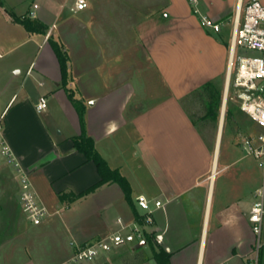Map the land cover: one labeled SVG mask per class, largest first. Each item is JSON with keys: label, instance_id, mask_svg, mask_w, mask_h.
I'll use <instances>...</instances> for the list:
<instances>
[{"label": "crops", "instance_id": "1", "mask_svg": "<svg viewBox=\"0 0 264 264\" xmlns=\"http://www.w3.org/2000/svg\"><path fill=\"white\" fill-rule=\"evenodd\" d=\"M248 1L87 0V8L76 10V0H0L3 136L48 208L43 223L92 198L104 218L102 229L71 238L66 252L72 253L74 242L119 229L118 218L136 220V196L145 194L164 203L156 223L170 264H264V219L260 235L250 221L261 165L240 146L222 143L223 113L217 138L209 142L186 106L190 93L206 82L225 74L228 80L235 18ZM34 4L37 18L30 19L38 27L29 31L16 19L27 18ZM202 15L221 30L203 26ZM50 37L69 56L67 88L85 103L87 133L110 167L128 180L131 202L115 181L74 196L101 176L74 146L81 119ZM42 96L48 107L39 112ZM1 160L0 241H5L7 230L17 228L13 217L23 213L16 173Z\"/></svg>", "mask_w": 264, "mask_h": 264}, {"label": "built area", "instance_id": "2", "mask_svg": "<svg viewBox=\"0 0 264 264\" xmlns=\"http://www.w3.org/2000/svg\"><path fill=\"white\" fill-rule=\"evenodd\" d=\"M191 1L193 4L197 3V0ZM87 6V0L75 2L76 10H83ZM37 8L38 5L34 4L28 14L29 18H37ZM198 11L195 9V12ZM200 21L206 28L216 32L221 30V24L208 15H202ZM231 51L232 68L235 58L237 60L234 95L239 100L241 110L259 128L253 134L241 135L240 147L247 156L255 157L260 165H264V2L262 0H249L243 14L236 16ZM47 107L48 99L42 96L36 108L42 112ZM0 156L16 173L19 184V205L26 220L34 225L42 224L49 214L48 208L40 201L29 175L23 170L10 146L5 142L1 120ZM257 196L251 209L250 221L253 223L254 232L260 235L264 219V191L260 190ZM136 206L140 210L136 220L127 223L118 218L119 229L109 235L86 243H72L71 257L61 264L91 263L126 245L145 247L150 243V238L156 246H159L162 243L163 234L158 232L156 211L164 208L163 201L139 194L136 196Z\"/></svg>", "mask_w": 264, "mask_h": 264}, {"label": "rangeland", "instance_id": "3", "mask_svg": "<svg viewBox=\"0 0 264 264\" xmlns=\"http://www.w3.org/2000/svg\"><path fill=\"white\" fill-rule=\"evenodd\" d=\"M94 50H97L96 46ZM3 64H5V55L0 57V67ZM236 70L237 60L235 58L228 89L227 74L214 80L223 89L220 116L217 120L210 117L203 119L206 113V103L200 89L191 92L186 102L191 117L209 142L217 138L223 113L221 141L234 149L241 145V135H250L259 130L252 119L240 110L239 100L234 95ZM164 92L165 88L161 83V94ZM3 161L1 160L2 163L5 162ZM258 168L261 177L260 187L264 191V165ZM0 187L1 193L5 191V185ZM97 204V199L92 198L89 202L74 204L72 209H60L59 213L52 217V223L49 224H31L23 214L13 217L18 225L16 229L7 230L5 241H0V264H61L65 262L72 255L66 252L69 249L71 238L86 236L94 230L103 228L104 218L100 215ZM113 226L111 225L112 229ZM114 231L116 230L112 232ZM262 237H264V232ZM62 245L66 248H62ZM87 264H156V262L153 259L151 245L148 244L145 247L126 245Z\"/></svg>", "mask_w": 264, "mask_h": 264}, {"label": "trees", "instance_id": "4", "mask_svg": "<svg viewBox=\"0 0 264 264\" xmlns=\"http://www.w3.org/2000/svg\"><path fill=\"white\" fill-rule=\"evenodd\" d=\"M16 20L22 22L29 31L37 30L38 25L35 24V22L32 21L29 17L23 19L18 18ZM49 42L54 49L61 65L63 85L66 87L68 96L77 108L81 119L82 132L80 135L73 138L74 146L79 151L85 154L87 160L93 161L96 164L98 172L101 176L99 182L89 187L85 191L79 193L78 195L74 194V196H76L77 198L82 197L93 192L97 187L105 182L115 181L122 186L127 199L131 202V187L128 180L124 175H122L119 169H113L110 167L105 158L97 150L94 139L87 133L85 126V103L82 99H78L75 97V93L72 89L67 88L69 74V56L67 52L64 50L63 46L54 38L50 37ZM200 90L201 94L205 98L206 103V113L203 116V119L210 117L217 120L220 116V107L223 98L222 87L216 81H208L201 86ZM228 112L230 111L228 110ZM242 112L245 113L244 111ZM149 242L152 248L153 259L155 260V262L157 264H170L171 253L163 247H160L158 245L156 246L151 238L149 239Z\"/></svg>", "mask_w": 264, "mask_h": 264}, {"label": "bare ground", "instance_id": "5", "mask_svg": "<svg viewBox=\"0 0 264 264\" xmlns=\"http://www.w3.org/2000/svg\"><path fill=\"white\" fill-rule=\"evenodd\" d=\"M230 70H231V68H230ZM228 76H229V74H228ZM227 89H228V87H229V77H228V80H227ZM222 124V123H221ZM222 126V125H221ZM218 143H219V136H218ZM218 152V151H217ZM217 157V156H216Z\"/></svg>", "mask_w": 264, "mask_h": 264}, {"label": "water", "instance_id": "6", "mask_svg": "<svg viewBox=\"0 0 264 264\" xmlns=\"http://www.w3.org/2000/svg\"><path fill=\"white\" fill-rule=\"evenodd\" d=\"M226 94H227V89H226ZM140 247V246H139Z\"/></svg>", "mask_w": 264, "mask_h": 264}]
</instances>
